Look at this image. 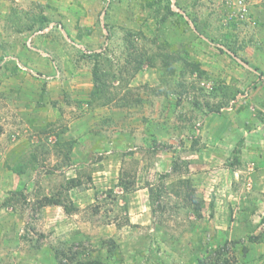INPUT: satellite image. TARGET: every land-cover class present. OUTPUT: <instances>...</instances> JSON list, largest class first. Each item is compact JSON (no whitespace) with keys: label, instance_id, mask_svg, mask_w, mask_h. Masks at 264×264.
Returning a JSON list of instances; mask_svg holds the SVG:
<instances>
[{"label":"rangeland","instance_id":"374dc122","mask_svg":"<svg viewBox=\"0 0 264 264\" xmlns=\"http://www.w3.org/2000/svg\"><path fill=\"white\" fill-rule=\"evenodd\" d=\"M234 1L0 0V264H264V0Z\"/></svg>","mask_w":264,"mask_h":264},{"label":"trees","instance_id":"16d2710c","mask_svg":"<svg viewBox=\"0 0 264 264\" xmlns=\"http://www.w3.org/2000/svg\"><path fill=\"white\" fill-rule=\"evenodd\" d=\"M161 2H162V0H155V3H154V4H158L157 5L158 6V13L160 12ZM165 8H166V15L163 17V19L161 21H165L166 18H168L171 15H175L177 13L176 11H174L172 9L170 3H166L165 4ZM128 35H131V34H128ZM91 55L98 56L99 52L92 53ZM160 56L163 59V69H164V72L167 75H174L175 74L174 63L176 61H181V60H184L185 65L190 66L192 70L198 71L200 75H202L204 73V71L201 70V65H200L199 62H189L180 54L171 55V54H168V53H162V54H160ZM139 64H141V62ZM92 73H93V79H94V88H93L92 93H91V102H95L96 98L100 97V94H101L102 90L103 89L104 90L107 89V85L104 82V80L102 79V76H101L100 70L98 68V65L94 66ZM260 74L263 75L262 72ZM161 92L162 91H159V90L156 91L157 94L161 93ZM137 101H140V100L138 99ZM126 104L127 103H125V105ZM70 183L79 184V182H77L74 179H72L70 181ZM180 183L185 185L188 188V191L187 190L184 191V197H185L186 200L190 201V203L194 206L193 209H194L195 213L199 216L201 214V209H202V206H203V202L196 195L195 190L192 188V186L190 185V182L188 180H186V181L182 180ZM120 184L123 186L124 189H128V187H129L126 183H125L126 185H123V180L121 181ZM176 192H177L176 194L178 196L181 195V191L179 189L176 190ZM153 201L155 202V200H153ZM52 203L60 204V205L64 206L67 211H70V212H71L72 209L75 208V207L71 208V206L63 203V201H61L60 198H57V199L53 200ZM108 241L112 245L114 244V240L113 239H108ZM112 245L110 246V249H109V254L110 255H113V254L116 253L115 252V248ZM200 262L202 264H205V262L203 260H201ZM77 264H106V263L104 262V260L102 258L96 257V258L87 259V260L82 261L81 263H77Z\"/></svg>","mask_w":264,"mask_h":264},{"label":"built area","instance_id":"2783aa9c","mask_svg":"<svg viewBox=\"0 0 264 264\" xmlns=\"http://www.w3.org/2000/svg\"><path fill=\"white\" fill-rule=\"evenodd\" d=\"M228 1H231V0H228ZM239 2L241 3L242 2V0H238L237 2L236 1H234L233 2V4L235 5V4H239Z\"/></svg>","mask_w":264,"mask_h":264},{"label":"crops","instance_id":"0c3cea01","mask_svg":"<svg viewBox=\"0 0 264 264\" xmlns=\"http://www.w3.org/2000/svg\"><path fill=\"white\" fill-rule=\"evenodd\" d=\"M68 5H70V4H68ZM80 9H82V8H80Z\"/></svg>","mask_w":264,"mask_h":264}]
</instances>
